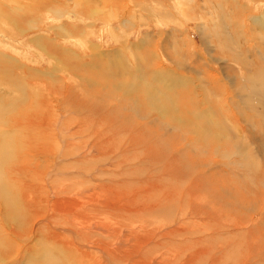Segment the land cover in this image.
Returning a JSON list of instances; mask_svg holds the SVG:
<instances>
[{
	"label": "rangeland",
	"instance_id": "1",
	"mask_svg": "<svg viewBox=\"0 0 264 264\" xmlns=\"http://www.w3.org/2000/svg\"><path fill=\"white\" fill-rule=\"evenodd\" d=\"M41 1L42 4L38 5L39 0H0V89L6 88L7 86L4 82L11 80L10 85L12 86V92L16 93V101L19 100L16 102V107L20 106L22 102L24 103L21 105V108H15V111L13 109L9 111L14 113L13 115L15 116H8L7 114L9 113L6 112V117L5 115H3V117L0 115V151L3 149L1 144L4 139L3 126L7 127L6 124L11 125L10 128L12 129V124L15 123L14 125H16V127H14L16 130L15 133L12 131L11 134L9 133V140L12 142V151L8 150L7 154L6 152L4 154L9 155L11 153L8 157V163L14 165L13 168L12 165H10V170L16 171V168L20 167L22 156L23 159H32L31 162L32 164L34 163L33 165L36 167L40 165L36 162V155H57L60 145L53 149L52 145L49 143L46 147L47 151H45V154H43V151L40 152L41 148L35 149V140L38 137H36V134L32 137V132L35 130L33 128L34 125L30 121L25 123V121H27L25 120L26 118L32 117V112L38 115L42 110L40 108L38 111H34L35 106L39 104L36 103L34 99V96H37V94H40L44 99L46 98L45 100L47 101L50 100L49 109H51L52 120H55L54 115H56L60 123L63 121L61 126H64L66 129L70 126L72 128L73 125L77 126L75 130L80 129L81 126L83 127L82 119L84 111L78 110L74 115H72L69 109L64 111L66 108L73 109V107L67 106L64 101L67 100L66 96H68V89L72 85L76 88V91H80L77 92L75 96L89 107L86 108L87 110L89 109L88 111L93 108L108 109V107L109 110L112 111L113 117H111L112 119L110 121L113 122L114 119L115 127L117 129L119 127L121 131L119 134L121 142L118 144V147L121 146V150L114 154V165L120 162L118 155H133L132 153H128L129 149H127V145L125 146L126 136L121 130L124 129V127L128 129L132 126V128L142 130L143 133L141 136L144 133L147 134L148 127L146 125L151 127L150 131L157 132L160 130L161 135L158 138L162 141V146H158V148L160 149L161 147L162 152L152 145V152H154L152 155H155V153L157 154V152L158 155L162 153V158L165 157L164 159L170 158L173 160L174 155H176V158H178V155L185 156L183 155L185 150L190 148V155H192V158H195L193 161V165L195 166H190L189 168L184 167L183 173L188 176V174L192 172L195 178H200L202 180L199 189L194 191V194H198V196L201 197L199 203L203 205L199 208L200 213L198 216H194L192 213L185 212L191 209L190 205L186 204L184 206L181 204L178 206L177 212L178 210H182L184 213H182V215L178 212V215L175 214V217V207L170 206L171 203L167 205L168 209H166V214L164 213L162 217L159 218L158 223L161 224V226L166 225L165 227H168L163 231L164 233L166 232V235L175 232L179 233L178 237L173 238L174 240L169 243H174L175 246L170 247L171 249L167 247L168 249L162 250V256L166 257V260H164L166 263L162 262V264H187V262H189L188 264H195V262L196 264H210L213 261L211 256V259L209 258L207 263H205L206 257L210 254L216 256L214 259L215 264H222L223 262V264H234L235 261L236 264H239V260L237 259L243 257H248L245 258L246 261L243 262L244 264H253V252L264 254V118L260 117H264V111H262L264 108H261V106L264 107L261 105V103L264 104V80L260 78L264 77V0ZM114 3H117L116 8L113 6ZM69 14H74L76 19H70L68 17ZM142 38H147L145 48H142L143 45H139ZM136 44L140 46L138 50H136L137 48L134 50ZM109 52H114V54L109 56ZM141 56L148 57L149 62V64L147 63L148 67L146 65L147 68L145 67L142 71L145 72V77L141 78L136 71H132L133 73L128 71L126 74V69V71L124 70V74L127 75V78L122 74H111L117 76L115 78L117 82H121L122 80V82L130 83L133 81L134 85L139 82L141 83L140 89L145 85L147 89L139 90V95L133 97L131 99L132 102H127L126 100L122 101L121 94L119 93V96L117 95L116 98H113L112 105H108L109 102L106 101V95L104 96L103 92L98 94L99 90H96L97 85L94 90H81L78 67L82 64H93L95 67H100L99 71L93 69L92 72L95 71L100 74L101 77V73L105 75L106 72H109L106 66L112 65L111 58H116L117 64H120L121 61H127L129 62H126L128 65H132L134 60ZM142 63L146 64L145 61H142ZM74 68H76V70ZM161 68L162 72L165 70L167 74L170 76L173 75L174 78L164 77L162 74V82L159 83L154 80L151 77L152 74L154 72H159ZM51 69L53 70L51 71ZM47 71H51V73L44 76V72ZM83 72H86L85 76H87L86 74L91 71L84 70ZM60 74H62V76L58 78L59 81L54 85L56 87L55 90L50 92L51 89L47 88L49 85L46 83L43 85L44 81L48 79H53L52 81H54L56 78L54 76ZM122 76L124 78L120 79L119 77ZM102 79V81L106 80L107 76L102 77ZM172 79L181 80L180 87H177L179 92L189 91L192 93V90H194L197 92L196 94L199 98L195 94V102L188 101L186 104V99L183 101L182 98L177 96L178 92L170 91L169 87H171ZM246 79H248V81ZM1 81H3V83H1ZM63 81H66V83L63 84ZM28 82H33L31 84L37 88L33 90L34 88L28 85ZM68 83L71 84L69 87ZM102 83L104 85L106 84V82ZM108 85L109 83L107 86ZM219 85L223 87L221 88ZM91 88L92 87H90V89ZM104 89L106 88L104 87ZM251 89H257L256 92L258 95H254L253 97L251 95L253 92H249ZM1 90L0 102L3 100ZM37 90L38 92H36ZM247 90L248 92H246ZM260 91L261 93L263 92L262 95L259 93ZM18 92L22 95L20 96L21 98H17ZM144 92L148 93L147 96H143ZM248 96L251 101L247 98ZM13 97L14 96L11 95V99ZM245 100H247L246 103ZM133 101L136 102L134 103ZM118 102H122V106H119L120 103ZM196 102L199 104L197 105ZM129 103L130 105L133 104L130 106ZM183 103L188 107H196L197 114L202 112L201 114L204 117L201 118V114H199L201 119L197 118L198 120H193L190 115H183V112L189 113L188 111H190V109H188L182 113L180 112ZM76 106L78 105H74V107ZM256 107L257 109H255ZM26 108L30 116L24 112ZM152 108L153 110L150 111V115H145V113ZM138 110L139 113H136ZM0 111L3 110L1 109ZM59 113L60 115H58ZM140 114L147 116V119H142L141 117L139 119L136 115ZM129 115H131V117ZM160 115H162V120H158V116L160 117ZM117 116H119V118ZM9 117H13L12 119L15 117L16 120H12L13 123L11 122L12 124H10L6 122V119H9ZM185 117L186 122L184 120ZM179 118L184 120L181 122L180 126L178 125ZM211 120L213 121L211 122ZM190 125L193 127H190ZM259 125H261V127ZM144 126H146L147 129H144ZM186 126H188V128ZM209 128L211 130H209ZM75 130L73 129L72 132ZM50 131L55 133L59 131V129L56 131L51 128ZM171 131L174 133L172 132L170 134L169 132ZM195 133L198 134L195 135ZM174 135H176L180 141L177 142V148L175 146L172 149L170 145L173 141L170 136ZM61 136L65 144H67L68 140L70 142L72 141V139H70L71 136ZM92 136L93 135L90 137ZM204 136H207V139H205ZM123 137H125V139ZM86 138L85 136L81 137V145L73 149V154L75 152H79L82 155L98 154L93 152L89 154V150L83 148L82 144L85 141L87 142ZM22 139L26 140L23 144L20 142ZM227 139L230 140L227 141ZM197 140H199V142ZM205 141L206 143H204ZM63 142L61 144L64 145ZM240 147L243 149L240 150ZM178 150L181 151L179 152ZM64 151L65 150L62 149L60 155H64ZM245 154L246 156H244ZM4 155H1L0 152V177L4 176L2 170L5 167L3 159L6 158H3ZM79 159L80 158H75L74 160ZM15 160H17V163H15ZM195 161L196 163H194ZM164 164H166V162H164ZM164 164L162 163V167ZM21 166L24 167L25 170L32 169V167H27L25 163ZM75 168L78 172L86 173L85 171H87V169L79 165ZM181 169L183 170V168ZM58 170L59 169L54 171V173H58V175H52V179L61 182V180L65 178V175H59L60 173L57 172ZM28 174H26V177L30 179L32 173L31 176H27ZM73 174L74 172L71 173V175ZM97 178L95 176L94 184L95 182L96 184L98 183L97 186L99 187L103 179L98 178V180H96ZM61 183L64 182L62 181ZM91 184L90 182L87 187L88 190L94 188ZM81 185L79 188H85V186L82 185L81 187ZM87 191H85V193ZM99 191L100 190H91L87 194L90 195ZM4 192L9 195L11 199L8 197L7 202H4L8 203L7 206L5 204L3 205L2 200H0V228L3 226V229L0 230L9 233L13 230L12 228L20 225L17 223L15 217L19 216V220L24 221V215L27 214L23 213L16 215L14 212L18 209L16 207H11V205L14 206V201L18 200L17 188L15 189L14 186H11L9 190L7 188L4 189ZM204 201L208 204H205ZM51 208H53L52 202L49 212L46 213L47 215L44 213L41 216H33V225L29 224V226L27 225L25 227L27 230L24 232L25 234L20 230L22 235L21 238L12 233L6 238L5 235L1 233L2 231H0V264L31 263L30 257L32 256L29 257L28 253H30L31 250L34 252L36 251V237L39 230L43 229V231H47L48 229L54 231L48 225V223L50 225L53 224L52 221L55 215V211L53 209L51 210ZM208 208L212 212L209 214L211 218H206L208 215L203 216V213H206L205 210ZM6 210L8 212L10 211V213H7ZM10 217V221L12 222L5 220V218L9 219ZM51 217L52 221L50 220L51 222H49ZM230 218H232V220ZM108 219V217H103V222H108ZM202 222H205V226L209 225V231H205V229L201 228ZM159 224L158 226L160 227ZM225 229H229L227 235L222 231H225ZM229 231L231 233H229ZM54 232L56 233V231ZM89 232L93 231L89 230ZM141 233H143V228ZM236 233L238 234L236 235ZM168 239L171 240V237ZM203 242L205 246H200ZM152 244L154 243H150V245ZM21 246L22 249L19 251L18 249ZM204 247L205 250L203 249ZM33 248H35V250ZM98 248L101 249L102 247L99 246ZM201 248L204 250V254L203 252L202 254L198 253L202 250ZM260 249L262 250L260 251ZM179 250L182 251L180 252ZM155 252H157V250ZM192 252L196 254V260L193 258L191 259ZM35 253L38 255V252ZM53 254H49V257L52 258V261H49V263L44 261V263L34 262L33 264H51L52 262L53 264H60L58 261H54L59 254L56 252ZM231 254L233 255L231 256ZM40 255L43 256L42 253ZM224 256H226L225 259H223ZM258 256H260V260H257V262L264 264V256ZM180 257L183 260H181ZM255 258L257 259L258 257L255 256ZM128 264H130V262Z\"/></svg>",
	"mask_w": 264,
	"mask_h": 264
},
{
	"label": "bare ground",
	"instance_id": "2",
	"mask_svg": "<svg viewBox=\"0 0 264 264\" xmlns=\"http://www.w3.org/2000/svg\"><path fill=\"white\" fill-rule=\"evenodd\" d=\"M40 1L41 0H39L38 5L42 4V1L41 2ZM113 6H114V8H116L117 3H114ZM68 17L70 19L75 18L74 14H69ZM146 39L147 38H142V40L139 42V45L140 44L143 45L142 48L146 47L145 46L147 44ZM139 45L137 46V44H136V47L134 48V50L136 48H137L136 50H138V48L140 47ZM130 51H131V49H130ZM143 51H144V49H143ZM99 54H100V51H99ZM113 54H114V52L108 53L109 56H111ZM111 60H112V65L109 64L110 66H106V68L108 69L109 72H106L105 75H103V73H101L102 74L101 77H100V74L96 73L95 71L92 72L93 69L99 71L100 67L98 68V67H95L93 64L91 65V64H86V63L79 66L78 67V73H79V78L81 80L80 81L81 90H86V91L94 90V89H96V85H97L96 90H99L98 94L103 92L104 96L106 95L105 96L106 101L109 102L108 105H112L113 98H116L117 95L119 96V93L121 94L122 101L126 100L127 102H130V101L132 102L131 99L133 97H136L137 95H139V90H142V89L146 90L147 88L145 87V85L143 86V84H142L143 88L140 89L141 83H139V82L135 85H134L133 81H131L132 83L129 81L131 84L126 83V82H122V80H121V82H117V79H115L117 77L116 75L122 74V75H124L125 78H127L126 74L128 73V71H130V72L136 71L141 76V78L145 77V72H142V71L146 67L147 63L149 64L148 57H142L141 56L139 58H136L134 60V62L132 63V65H130V64L128 65L127 63H129V62H127V61H126L127 63L121 61L120 64H117L116 58H111ZM111 60H110V63H111ZM142 61H145L146 64H143ZM68 65H70V64H68ZM147 67H148V65H147ZM74 69L76 70V68H74ZM125 69L127 70V72H125L126 74H124ZM52 70L53 69H51V71ZM84 70L85 71H88V70L91 71L90 73L86 74L89 77L85 76L86 72H83ZM51 71L44 72V76H46V74H50ZM112 73H115L116 75L113 76V75H111ZM66 74H67V72H66ZM162 74L164 75V77L174 78L173 75L170 76L169 74H167V71L164 70V72H162V68L159 72H154L151 77L160 83V82H162ZM60 76H62V74L54 76V77H56L54 81H52L53 79H48V80L44 81L43 85L45 83L47 85H49V87L47 86V88L51 89L50 92L55 90L56 87L54 85L56 84L57 81H59L58 78ZM105 76H107V79L102 81L103 80L102 77H105ZM130 76H132V75H130ZM124 77L122 76L119 78L121 79ZM129 78H131V77H129ZM178 78H180V77H178ZM249 78H250V76H249ZM260 78H262L264 80V77H260ZM133 79H134V77H133ZM252 79H253V76H252ZM246 80L248 81V79H246ZM257 80H258V78H257ZM77 81H78V79H77ZM180 81L177 79H172L171 87H169L170 91L178 92L177 96L182 98L183 101H184V99H186V101H185L186 104L188 103V101L195 102L194 95L197 92H195L194 90H192V93H190L189 91H187L188 93L187 92H179V89L177 87H180V84H181ZM102 82H106V84L104 85ZM1 83H3V81H1ZM10 83H11V80L4 82V84L7 87L2 88V90L0 89L1 95H3V100H2V102H0V110L1 109L3 110V111H0V115H2V117L6 113H9V114H7L8 116H15V115H13L14 113L9 112V111L12 109L15 111V108H21L22 107L21 105L24 104L22 102V104H20V106L16 107L17 106L16 102H18L19 100L16 101V93L12 92V86L10 85ZM31 83H33V82H30V83L28 82V85H30L32 88H34L33 90H35L37 87H34V85ZM65 83H66V81H63V84H65ZM108 83H109V85L107 86ZM215 84H216V82H215ZM12 85H14V84H12ZM70 85L71 84L68 83V87ZM137 85H138V88H137ZM219 86H221V85H219ZM259 86H260V84H259ZM90 87H92V88L90 89ZM104 87L106 89H104ZM166 87H164V88H166ZM222 87L223 86H221V88ZM263 89H264V86H263ZM256 90L257 89H251L249 91L250 93L253 92V93H251V95L253 97H254V95H258ZM9 91H11V92H9ZM68 91H69L67 94L68 96H66L67 100H64V101L67 104V106L73 107V109L72 108H66V109H64V111H67L69 109L71 111L72 115L76 114L78 112V110L84 111V116L82 119L83 120V122H82L83 127L81 126L80 129L75 130L77 127L76 125H73L72 128H71V126L68 129L64 128V126H61L63 121H62V123H60L59 122L60 120H59V118L56 117V115H54L55 120H52L53 118L51 119V117H52L51 109H49V103H51V102H50V100L49 101L45 100L46 98L44 99L40 94H37V96H34L35 102L39 103L38 105L35 106L34 111L35 110L38 111L40 108L42 110L40 111V113L38 115L37 114L35 115L32 112V117L25 119V120H27V121H25V123L30 121L34 125L33 128L35 130L32 132V137L34 134H36L37 135L36 137H38L35 140V145H36L35 149L41 148L40 152L43 151V154H45V151H47L46 147L49 143L52 145L53 149L57 148L60 145L58 147V152L56 149L57 155L55 153H54L55 155H36L35 156V158H37L36 162H38V164H40L39 166L35 167L33 165L34 163L32 164V162H31L32 159H28V158L23 159V156H22L21 161H20V167H17L16 171H14L13 169H12L13 171L10 170L11 169L10 165H12V168L14 165L12 163L11 164L8 163V160H9L8 157L11 153L9 155H4V154H5V152L7 154L8 150L12 151V146H11L12 142H10V140H9V137H10L9 133L11 134V131L15 133L16 130L14 127H16V125H14L15 123H13V121H12L15 119V117H14V119H12L13 117H11V118L9 117V119H6V122H9L10 124L13 123L12 124L13 128L11 129L10 128L11 125H7V124H6L7 127L3 126L4 139H3V142H1L2 148H3L1 150L3 152L2 151H0V152H1V155H4L3 158H6V159H3L4 163H5V167H4V169H2L4 172V176H2V174H1L2 177H0V200H2L3 205L5 204L7 206L8 203H4V202L5 201L7 202L9 195H7L4 192V189L7 188L9 190L11 186H14V188L15 189L17 188V190H18V200L14 201L15 202L14 206L11 205V207H14V208L16 207L18 210L15 212L11 209L10 210L13 211L14 214H16V215L23 214V213L27 214V215H24V217H25L24 221H22V220L20 221L18 218L19 216L18 217L14 216L16 218L17 223H19L20 225L18 224L19 225L18 227L16 226L15 228H12L13 230H11L9 233L6 231L0 230V231H2L1 233H3L6 238L9 237V235L11 233L16 235L17 237L21 238L22 237L21 232L23 231V233H24L25 231H27L25 227L27 225L29 226V224H32L33 216H37V215L41 216L44 213H45V215H47L46 213L49 212L50 205L52 202L53 208H51V210L53 209L55 211V215L53 214L54 215L53 221H52V217L50 219L48 218L49 222H51V221L53 222V224L50 225L48 223V225L51 229L56 231V233L54 231L48 230L47 228H46L47 231H43V229L39 230V232L37 233V237H36L37 238V240H36L37 247H36V251H35V252H38V255L33 250H31L30 253H28L29 257L32 256V257H30V260H31L30 264H33L34 262L35 263H41V262L44 263V261L49 263V261H52V258L49 257V254H53L54 252L59 254L58 257H56L54 259V261H58V263H60V264H106V263L107 264L108 263L109 264H128L129 262H130V264H162V262L166 263V261L164 262V260H166L165 259L166 257L162 256L163 255L162 253H163L164 249L165 250L168 248L171 249L170 247L175 246L174 243H172V244H169V243L172 240H174L173 238L178 237V233H179V232H175V233H171L170 235H166L165 234L166 232L164 233L163 231H165V229H167L168 227H165L166 225L161 226V224L158 223L159 218L162 217V215L167 211L166 210V209H168L167 205H169L171 203L170 206L175 207L174 208V217H175V214L178 215V212H180L181 214L184 213V211H182V210H178V212H177L178 206H180L181 204H183L184 206L186 204L190 205L191 209H189L188 211H185V212L186 213H192L194 216H198V214L200 213L199 208L203 205V204L199 203L201 197L198 196V194L197 195L194 194V191H197L199 189V185L201 184L202 180L200 178H195V175L192 172H190V173L188 172L189 173L188 176H186V174L183 173L184 167L189 168L190 166L191 167L195 166V165H193V161L195 158H192V155H190V148L187 147L188 149L185 150V152L183 154L185 156H181V155L179 156L178 155V158H176L175 157L176 155H174L173 160L170 158H167L168 156L166 157L167 159H164L165 157L162 158L163 157L162 153H159L161 155H158V152H157V154L155 153V155L154 154L152 155V153H154V152H152L153 146L156 148H158V146H162V141H160V138H158L161 135L160 130L157 131L158 133L154 132L152 130L150 131L151 127L146 125L149 130L147 129L146 126H144V129H147V134L144 133L141 136V134L143 133L142 130H137L136 128H132V126L128 129H125V127L123 126L124 129H121V130H122V132H124V134L126 136L125 146L127 145V147H128V148L127 147H125V148L129 149L128 153H130V154L132 153L133 155H118L120 162L118 164L114 165V161H115L114 160V157H115L114 154H116L118 151L121 150L120 149L121 146L118 147V144L121 142L120 141V135H119L121 131H120L118 126H117L118 129L115 127L114 119H113V122L110 121L112 119L111 117H113L112 111L109 110V107H108V109L93 108L90 111H88L89 109L87 110L86 108H89V107H87L86 104H84L79 98H77L75 96L77 94V92H80V91L79 90L76 91V88L72 85L70 86ZM86 91H84V92H86ZM36 92H38V90ZM246 92H248V90ZM72 93H74V94H72ZM89 93H91V92H89ZM250 93H249V95H250ZM259 93H261V91ZM262 93H261V95H262ZM44 94H46V93H44ZM147 94L148 93L144 92L143 96L144 95L147 96ZM11 95L14 96L12 99H11ZM17 95H18L17 98L22 96V95H20L19 92ZM48 95H45V96H48ZM196 96H197V94H196ZM252 96H251V98H252ZM247 98L250 100L249 96ZM245 99H246V97H245ZM247 100H245V103ZM255 100H257V99H255ZM260 100H262V99H260ZM220 101H221V99H220ZM20 102H21V100H20ZM207 102H208V100H207ZM249 102H247V103H249ZM253 102H255V101H253ZM118 103H120L119 106H122V102H118ZM142 103H144V102H142ZM196 104H197V102H196ZM74 105H78V106L74 107ZM129 105H130V103H129ZM261 105L264 106V104H262V103H261ZM205 106H206V104H205ZM103 107H106V106H103ZM210 107H211V105H210ZM261 108L263 109L264 107L261 106ZM188 109H190V111H188L189 113L183 112V111H186ZM196 109L197 108L194 106L188 107L183 103L182 108L180 109V112L181 113L183 112V115H190V117L193 120H198V119H201L202 117H204L201 114L202 113L201 112V113H199V114H201V116H200L201 118H200L199 114H197V112H196ZM249 109H250V106H249ZM255 109H257V107ZM152 110H153V108L150 109L149 111H147L145 113V115H150V111H152ZM262 111H264V110H262ZM24 112H26L27 115L30 116V113L27 111V108L25 109ZM60 113L58 115H60ZM80 113H82V112H80ZM136 113H139V110ZM145 115L140 114V115H136V116L139 117V119H140V117L142 119H147V116H145ZM129 116L131 117V115H129ZM257 116H260V115H257ZM5 117H6V115H5ZM117 117L119 118V116H117ZM207 117H208V115H207ZM260 117L264 118L263 116H260ZM118 118H117V120H118ZM135 118H134V120H135ZM240 118H241V116H240ZM233 119H234V117H233ZM158 120H162V115H160V117L158 116ZM184 120L186 122V117ZM184 120L182 118H179L178 125L180 126L181 122H183ZM212 121L213 120H211V122ZM244 121H246V120H244ZM115 122H116V119H115ZM66 123H69V122H66ZM2 124H4V123H2ZM23 125H25V124H23ZM128 126H130V125H128ZM259 126L261 127V125H259ZM186 127L188 128V126H186ZM190 127H193V126L190 125ZM212 127H214V126H212ZM217 127H218V124H217ZM227 127H228V125H227ZM51 128L55 129L56 131L59 129V131L53 133L50 131ZM73 129L75 131L72 132ZM220 129H221V127H220ZM209 130H211V129L209 128ZM209 130H208V132H209ZM172 132L173 131H171L169 133L171 134ZM218 132H217V134H218ZM69 133H74V134H69ZM210 133H212V132H210ZM240 133H242V132H240ZM197 134L195 133V135H197ZM61 135L71 136L70 139H72V141L70 142L68 140L67 144H65L63 142V138ZM91 135H93V136L90 137ZM176 135L170 136L172 141H173V143L170 141L172 143L170 145L172 147V149L175 146L177 148V144H178L177 142L180 141V139L177 138ZM83 136L87 137L86 138L87 142L85 141L82 144L83 148H86L87 150H89V154H91V152H93V153H98L99 155L98 154L97 155H94V154L82 155L79 152H75L73 154V149H75L76 146L81 145V143H80L82 141L81 137H83ZM211 136H213V135H211ZM206 137H205V139H207ZM123 138L125 139V137H123ZM220 138H221V136H220ZM229 140L230 139H227V141H229ZM25 141H26L25 139H22L20 142L23 144ZM122 141L124 142L123 139H122ZM197 141L199 142V140H197ZM62 142L64 143V145L61 144ZM175 143H176V145H175ZM204 143H206V141ZM237 144H239V143H237ZM199 145H201V144H199ZM180 147H181V145H180ZM242 147H243V145H242ZM77 148H79V147H77ZM156 148H155V150H156ZM231 148H233V147H231ZM62 149L65 150L64 155H60V151ZM161 149H162L161 147H160V149L158 148V150H161ZM241 149H243V148L240 147V150ZM237 151H239V150H237ZM161 152H162V150H161ZM244 153H246V152H244ZM177 154H179V153H177ZM164 155H166V154H164ZM227 156H229V155H227ZM244 156H246V154ZM75 158H80V159L74 160ZM38 159H40V160H38ZM211 159H213V158H211ZM164 162H166V164H164ZM15 163H17V160H15ZM24 163L27 165V167H32V169L25 170L24 167L21 166ZM162 163L164 164L163 167H162ZM194 163H196V161ZM77 165L87 169V171H85L86 173L78 172L75 168ZM181 168H183V170ZM57 169H59L57 171L60 173L59 175H65V178L63 180H61V182L63 181L64 183H61L60 181L57 182L56 179H52V175H58V173H54V171ZM66 171H68V172H66ZM209 171H210V169H209ZM30 172L32 173V176H31ZM72 172H74L73 175H71ZM97 173H98V175H97ZM26 174H28L27 176H31L30 179H27ZM95 176H96V178L98 177L100 179H103L102 182L100 183L99 187L97 186L98 183L96 184V182H95V184H94ZM257 177H259V176H257ZM98 178L96 180H98ZM57 179L60 180L59 178H57ZM33 180H35V181H33ZM90 182L92 183L91 186H93L94 188L88 190L87 187L89 186ZM259 182H260V180H259ZM81 184L83 186H85V188L83 187L84 190H83V188L82 189L79 188ZM82 185H81V187H82ZM91 190H94V191L100 190V191L95 192V193L91 192L92 194L88 195L87 193L90 192ZM85 191H87V192L85 193ZM226 198H227V196H226ZM205 204H208V203L205 202ZM6 212L10 213V211L8 212L7 210H6ZM205 212L206 213H203V216L208 215V216H206V218L207 217L211 218V215H209L212 213L210 211V209L209 208L206 209ZM216 213H218V212H216ZM7 215H9V214H7ZM233 215H235V214H233ZM7 217H9V216H7ZM103 217H108L109 218L107 220L108 222L104 223L105 221L103 222ZM6 218H5L6 221L11 220V217L9 219H6ZM191 218H193V217H191ZM230 219L232 220V218H230ZM10 222H12V221H10ZM169 222H170V220H169ZM173 222L175 223L174 220H173ZM162 223H164V222H162ZM158 224L160 225V227L158 226ZM201 225H202L201 228L205 229V231L210 230V228H208L209 225L205 226V222L204 223L202 222ZM21 226H22V229H21ZM130 227H132V228H130ZM142 228H143V233H141ZM0 229H3V226H1ZM27 229H29V228H27ZM20 230H21V232H20ZM89 230H92L93 232H89ZM218 230H219V227H218ZM228 230L225 229V231L224 230H222V231L225 232L227 235ZM229 233H231V232L229 231ZM3 234H2V236L4 237ZM237 234L238 233H236V235ZM170 237H171V240L168 239ZM230 242H231V240H230ZM150 243H154V244L150 245ZM230 245H231V243H230ZM99 246L102 248L99 249L98 248ZM200 246H205L204 242L201 243ZM21 249H22V246L18 250L20 251ZM33 249L35 250V248H33ZM203 249L205 250V247ZM203 249L200 250L198 253L202 254V252H203V254H204ZM216 249H220V248H216ZM249 249H250V247H249ZM156 250H157V252H155ZM261 250L262 249H260V251ZM189 251H188V253L190 255ZM234 251H235V249H234ZM33 252H34V254H33ZM41 253L43 254V256L40 255ZM192 253L193 254H191V259L192 258L195 259L196 254L194 252H192ZM252 254H254V256L252 257L253 264H261L260 262H257V260H260V256H258V255L264 256V254H261V253L258 254L256 252H253ZM164 255H166V254H164ZM178 255H180V254H178ZM232 255L233 254H231V256ZM184 256H185V254H184ZM210 256L213 260V261L211 260L212 263H210V264H215L214 259L216 256H213L211 254L207 257L204 256V257H206L205 263H207ZM255 256H257L258 258L256 259ZM242 257H243V255H242ZM225 258H226V256L223 257V259H225ZM239 258H241V257H239ZM245 258H248V257H245ZM245 258L243 257L241 259H237V260H239L238 263L244 264L243 262L246 261ZM180 259L183 260L181 257H180ZM221 259H222V257H221ZM184 261H183V263H184ZM233 262H234V259H233ZM188 263L189 262H187V264ZM51 264H53V262ZM195 264H196V262H195ZM217 264H219V263H217ZM234 264H236V261Z\"/></svg>",
	"mask_w": 264,
	"mask_h": 264
}]
</instances>
